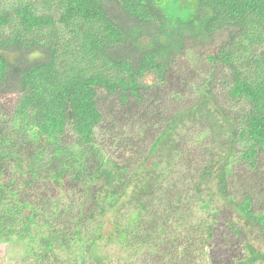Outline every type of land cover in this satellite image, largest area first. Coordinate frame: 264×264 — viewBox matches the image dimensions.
<instances>
[{
	"label": "trees",
	"instance_id": "trees-1",
	"mask_svg": "<svg viewBox=\"0 0 264 264\" xmlns=\"http://www.w3.org/2000/svg\"><path fill=\"white\" fill-rule=\"evenodd\" d=\"M184 4L186 21L159 0H0V91L19 92L0 102V242L35 264L161 245L165 264H194L213 237L264 240V0ZM222 31L208 58L226 75L189 87L176 71L179 107L159 109L171 64Z\"/></svg>",
	"mask_w": 264,
	"mask_h": 264
},
{
	"label": "rangeland",
	"instance_id": "rangeland-1",
	"mask_svg": "<svg viewBox=\"0 0 264 264\" xmlns=\"http://www.w3.org/2000/svg\"><path fill=\"white\" fill-rule=\"evenodd\" d=\"M225 39L226 32L222 31L215 36V40L213 41V43L203 46L201 49L197 48L189 55L183 56L182 58H178L177 60H175V62L171 64L172 70L170 72V78L171 82L173 83L172 86L174 88L159 90V92L162 93L161 104L160 106H158L159 109L163 110L164 112H168L173 111L179 107L177 106L176 108V106L171 102V100L169 98L167 99V94L176 95L180 93V89H175L177 79L175 75L176 71L181 72L187 77L190 82L189 87L191 84L192 86L196 85V83L200 81V77L208 75L210 72H214L213 70L216 71L212 74V76H216L215 74L219 73H222L223 77L224 75H226V71L224 70L225 67L221 66L219 63L212 62L208 58L209 56H213L217 46L221 44ZM39 56V53L34 52L29 57L31 59H37L39 58ZM144 81L146 83H151V75L146 76ZM9 88L10 87H6L5 90L0 91L1 93L7 91L5 93L0 94V102L2 103L3 109L7 111V113L16 104L19 96L18 91L10 92ZM192 90L193 89L189 88L187 91L190 93V91ZM188 92H185L184 100H187V103H190L192 100ZM218 95L222 96L223 92L219 91ZM150 97L151 99L148 100L147 103L148 106H151L153 104L151 103L152 101L155 102L158 99V92H151ZM221 99L222 98H220L219 101ZM148 106H142L141 109L143 110L144 107L148 108ZM102 107L104 108V106ZM138 112L139 111H134L133 113ZM109 115L116 116L115 109L114 113L112 111ZM141 123H143V120H138L130 123V127L127 129V132L131 133L134 137H141ZM263 161L264 158L262 157L261 162ZM235 172L236 174H247L245 173V171L243 172L240 167H237ZM239 191L240 190H238V192ZM199 212H201L202 215L203 211L199 210ZM247 244L252 245L257 251L264 254V240L256 241L253 239V237H251V235L245 237L243 236V238L237 237L227 240H224L223 237H213L209 240V243L205 245L204 249L200 250L201 254L197 257V259H195L194 261L187 262H193L194 264H239V262H243L244 264H264V256L255 255V257H253V254L252 252H250ZM106 248L108 249V247L105 246L104 241H102L98 249L103 256H105V254H114V248L110 249L109 252L105 253ZM159 248L160 250L157 253L153 254L143 252L138 256L132 258H129L127 254H125L126 259L124 256L120 255V262H109V264H165L163 258L167 257V254H170L169 250L164 245L159 246ZM25 253L26 250L22 242H0V264H35V262L33 261H28L27 256H25ZM193 256L195 257L196 253H194ZM100 264H105V262H100Z\"/></svg>",
	"mask_w": 264,
	"mask_h": 264
},
{
	"label": "clouds",
	"instance_id": "clouds-1",
	"mask_svg": "<svg viewBox=\"0 0 264 264\" xmlns=\"http://www.w3.org/2000/svg\"><path fill=\"white\" fill-rule=\"evenodd\" d=\"M159 6L167 11L172 19L187 20L190 15V7L182 6V0H159Z\"/></svg>",
	"mask_w": 264,
	"mask_h": 264
}]
</instances>
